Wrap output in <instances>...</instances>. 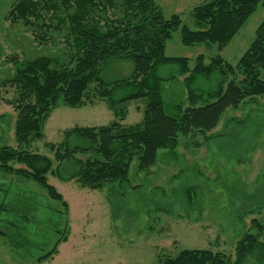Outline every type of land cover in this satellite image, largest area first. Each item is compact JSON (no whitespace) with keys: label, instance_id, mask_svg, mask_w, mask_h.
<instances>
[{"label":"rangeland","instance_id":"374dc122","mask_svg":"<svg viewBox=\"0 0 264 264\" xmlns=\"http://www.w3.org/2000/svg\"><path fill=\"white\" fill-rule=\"evenodd\" d=\"M19 1L0 0V79L13 74L8 59L14 54L24 59L68 51L63 34L56 32V21L49 19L51 13L43 11L47 25L52 27L47 44L35 40L37 27L31 29L11 16ZM209 1L156 0V4L166 17L179 15L183 24L196 30L192 11ZM263 21L264 0L222 50L216 44L185 46L179 29L167 42L166 56L188 58L191 69L201 55L207 64L220 56L237 65ZM132 72L131 62L115 60L103 78L122 80ZM159 75L175 76L163 83L166 111L173 115L178 105L188 104L186 76L179 74L177 64L161 68ZM218 80L217 73L201 78L195 87L209 91ZM2 88L0 147H17L12 103L18 91L11 86ZM91 99L81 109L59 106L45 126V139L35 142L31 150L52 156L45 143L58 145L66 131L113 122V112L106 103ZM142 103L129 104L126 126L142 121ZM209 135L210 139L200 133L180 137L175 154L160 151L156 164L147 171H139L135 159L129 181L108 184L103 190L49 176V183L63 195L68 208L52 200L34 181L0 170V262L160 264L183 250H210L230 257L233 264L238 241L248 233H258L257 222L264 226V95L247 99L237 110L228 109L220 126ZM78 141L72 137L71 144ZM77 168L72 163L67 165V170ZM55 247L58 252L52 260L38 263L39 257ZM261 260L251 257L244 264H261Z\"/></svg>","mask_w":264,"mask_h":264},{"label":"trees","instance_id":"16d2710c","mask_svg":"<svg viewBox=\"0 0 264 264\" xmlns=\"http://www.w3.org/2000/svg\"><path fill=\"white\" fill-rule=\"evenodd\" d=\"M261 1L210 0L192 11L193 30L179 15L166 17L156 0H20L11 16L31 29L37 27L35 40L47 44L52 27L47 25L43 11L51 13L49 19L56 21V32L63 34L68 51L24 59L18 54L9 57L14 72L0 79V92L5 86L18 91L12 103L17 147H0V170L34 181L52 200L68 208L63 195L49 183V176L55 175L62 182L74 180L90 190H103L108 184L129 181L135 159L138 170L147 171L156 164L160 151L175 154L180 137L200 133L210 139L209 134L217 130L228 109L237 110L247 99L264 95V21L237 65L220 56L207 64L201 55L191 69L188 58L166 56L167 42L181 29L183 45L216 44L222 50ZM115 60L133 64L128 78H103L105 69ZM171 64H177L179 74L186 76L188 92V104L178 105L173 115L166 111L163 83L175 76L159 75L161 68ZM217 73L219 80L214 89L202 91L195 87L201 78ZM91 97L106 103L113 112V122L66 131L58 145L45 143L52 156L31 150L35 142L45 139V126L59 106L81 109ZM136 101L144 102L140 109L143 119L126 126L129 104ZM72 137L79 141L71 144ZM71 163L78 167L76 171L67 170ZM256 224L258 233H248L238 241L233 264H244L251 257L263 261L264 226ZM57 252L53 248L39 257L38 263L52 260ZM231 262L221 252L183 250L160 264Z\"/></svg>","mask_w":264,"mask_h":264}]
</instances>
